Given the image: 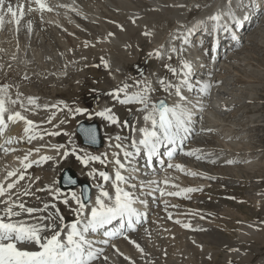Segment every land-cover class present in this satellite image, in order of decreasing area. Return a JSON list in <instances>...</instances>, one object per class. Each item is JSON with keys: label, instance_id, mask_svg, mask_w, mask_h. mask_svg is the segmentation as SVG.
<instances>
[{"label": "bare ground", "instance_id": "6f19581e", "mask_svg": "<svg viewBox=\"0 0 264 264\" xmlns=\"http://www.w3.org/2000/svg\"><path fill=\"white\" fill-rule=\"evenodd\" d=\"M220 1L222 0H215L213 5L209 9L205 7V10L199 14V18H204L207 15L206 14L207 12L210 13L211 15L220 13L222 17L224 13L226 14L227 8H230L229 6L224 7L223 3L225 1H228L230 3L232 2V4H234L235 2L238 3L240 0H223L222 5L220 4ZM220 5L221 7H218ZM178 6L179 9L183 11V7H182L183 3H181L180 5L179 2H174V0H0V36L4 34L6 36V33L8 32L11 26V23L7 22L8 20L5 17V14L7 12L5 11H19L21 20H20V25L18 27H22L21 29L23 30L24 29L25 30L27 29L28 31L31 30L34 33L33 40L34 39L36 40V42L34 40L35 43L45 44V42L49 41L48 42L49 44L46 46L45 49L41 48L38 51H36L37 54L41 55L47 49H51L50 46L51 39L49 37L51 33L57 34L61 36V38L62 37L65 38L66 39V40L64 39L65 41L68 40V42H65L66 47L64 49L58 50L54 46L55 49L54 48L52 49L53 53H47L46 51V54L42 56H37L36 53L35 55L33 54L34 56L28 55L25 49L15 53L13 51V54L5 53V55H3L2 57L0 56L2 58L1 59L2 61H0V69L2 70L1 71L2 73L0 74V84L1 83L3 84L5 79L9 78L11 72L15 71L17 73L19 83H23L21 81V78L23 76H31V78L38 81L36 83V86L39 87L40 83L42 82L39 79L43 75L42 74L43 72H46L48 75L51 73L53 74L57 73L59 75L69 73L72 68L73 70H75V67L78 66V65L76 66L73 65V63L75 64L77 60L76 58L78 57L80 58L83 57V59L88 57L87 60H85L86 62H84L85 65L86 64L93 65L92 64L93 61L100 60L101 57L107 59L110 68L106 69V71H108L109 72L108 74L112 76V78L108 81L110 82L111 89L122 86L123 83H128V82L130 83V81L132 80V74L127 71V65L136 61L138 54H140V46L144 41V37L142 36V34L136 33L137 28L140 26L141 21H142L141 23L142 25L155 27L156 25L154 23L156 21L153 19H157V17H159L158 19L160 18L163 19L164 21L167 22V24H169V21L172 20V25L173 24L179 25L181 24L180 18L183 17V13L178 12L179 16L177 15L176 17H174L176 15L175 9ZM148 8L151 11L148 10L146 12L145 10ZM246 15L249 16V19H247L248 21L247 26H245L246 28L248 27L249 24H253L256 18L260 17V16L257 17L256 16L257 14L255 15V12H251L250 14H246ZM147 16L149 21L147 20ZM260 18H262L261 20L264 21V17L262 15ZM133 20L135 21L134 23ZM144 21L147 22L143 23ZM258 22L259 21H257L256 24ZM193 24L194 21L192 20L188 29H192ZM254 24L252 27L248 29L249 31L246 30L245 28L243 29V32H241V34L237 33L238 35L242 36L245 35L246 33H250L251 31L253 32L250 33V35L245 39L242 40V37H240V40L234 42V46L236 47L235 49L241 47L246 43L249 44L252 40V37L259 32L258 29L260 28H257L259 26L258 25L259 23L257 24L255 29H253ZM120 25L123 26V30L121 29V27H119ZM143 29L144 28H142L141 31ZM110 33L114 35H109ZM8 34L9 33H7V35ZM28 34L31 35L30 33ZM165 34L167 35L166 37H164ZM172 34L173 31L171 26L168 29H166L163 35L162 34L158 35L160 39L157 40V38H155V40H152L151 43L152 52H155L156 50L161 52L160 63L164 64L163 58H168L169 56L168 53H166L167 57L163 56L162 52L165 51L163 50V46L165 45V41H167L166 38L172 36ZM19 35L20 33L18 34V36ZM22 39L26 41V34H22ZM85 42L88 43L87 47L85 46ZM262 42L264 44V40ZM73 43H75L76 45H78L79 43L78 45L79 49L77 48L76 50V48L73 47L74 46ZM24 45L26 46V44ZM58 47H60L59 44ZM183 47L187 49L188 52L189 48L187 47V45H184ZM70 48H73L72 52L70 51ZM88 49L92 51L91 54L89 53L90 51ZM126 50H131L134 54L131 57L126 58L125 55H123V53H125ZM33 51L35 50L32 49V52ZM6 52L8 53L7 50ZM202 53H204V58L200 57L201 60H199L195 58L193 55H189V59H187V57L185 58V56H188L186 55V53H184V56L180 57V54L177 52L175 54L178 57H180L178 60L179 62L177 60H174L173 58H171L168 62H166L167 64H170L172 67L176 68L179 71L182 67L181 61L187 60L188 62L191 63L193 68L199 67V69L196 71V74L198 73L201 75H194V76L201 77L202 79L200 84H195L198 89L197 95H193L192 90L190 91L186 87H182L181 89L183 96L187 98V101L185 103L186 106L188 107V110L193 113V119L198 120L197 123L192 122V127H195V130H192L191 132L192 136L188 137L184 141L187 145L186 150H182V153H180L177 156V159L173 160V162L171 163L172 165H176V164L182 165L184 167V171L182 172L179 169H175L174 167L169 168L168 171H166L167 172L166 176L163 177L164 180L169 181V185L166 186L163 183H160V185H163L161 189H163V191L165 192L178 191L180 188H184V187H202L204 192L208 190L207 193L212 192L214 190L216 192H219L222 189L226 188L227 186V190L225 189V191L226 192L228 191L230 195L231 194L235 195L234 190L230 189V186H232L233 182H235L236 180H226L225 183H219V180L223 175L227 176L230 174H234L238 178L244 177V179L242 180L246 182H250V181L253 182L254 179L250 180V177L252 179L253 176L252 173L254 171H257L256 169L263 170L264 159L255 162V160H252L253 158L251 157V155L248 156L247 158H242L239 155V153H237V151L239 149L238 144L244 143V141H246L250 131L252 132L254 130L253 127H255V129L258 128L259 130L260 126H264V114L252 115V118H250L249 120L254 125H250V127L243 130L244 133L240 134V131L237 130V127H235V129L232 128L233 130L228 128L229 123L233 124L234 120H236V118L232 119V116H235V112H231V114L228 115L226 114V112L228 113L227 110L235 109L238 106H240V108L242 106L246 107L251 103V101L242 100L243 102L241 101L238 103H236V101H233L234 104L236 105L234 107L231 106L228 108H226L227 105L226 103H224L223 107L211 108L210 106H208L210 107V109L206 110L205 112H208L210 116H205L203 115V112L200 110L202 106L204 107L206 105L208 96H204L199 89L204 82H207V78H208L207 76H209L210 82H213L218 80V77H216L218 73L227 72L229 70L231 73L230 75L231 77L239 76L238 78L232 79L233 81L230 82L231 83L230 87L238 86L239 83L241 85L243 79L247 81H251L252 83V81L254 80L256 81L259 79V77L263 76L262 75L263 69L262 70L261 68L255 69L253 66L250 65L251 62L249 60L250 54L248 52H246V54L242 52L244 53V61H245L244 66L239 65L238 61L243 59L237 58L235 53L231 54L230 57L222 60V55L220 50L218 58L214 62L209 60L208 52L205 49L202 50ZM198 54L200 55V53ZM154 57L158 58L157 56ZM176 62H178L177 65ZM78 63L80 64L79 60ZM67 65L69 67L64 69L65 66L67 67ZM62 69L64 70L61 71ZM171 73L172 72H170V74ZM155 74L157 76H155ZM166 74L167 72L163 70V73L160 74L152 73L146 75V77L144 76L145 78L143 77L144 79H147V81L151 84V87L155 89V91L150 92L151 100L153 102H156L160 98H165L169 106L175 105L176 103H184L183 101H180V98L178 96L175 95L174 89L170 90V92L163 91V96L156 94L158 89L161 88V85L159 84V80L160 78H166L165 77ZM173 76H172L173 80L168 78L166 79L170 82H175V83H178L179 80L182 79V75H173ZM216 84L219 85L218 81H216ZM23 85L24 83L20 84V86ZM245 85L247 86V88H250L252 86L251 84H245ZM256 86L255 85L253 86L254 89L256 88ZM11 88H12L11 84L8 87H4V86L0 87V111L4 112L5 117L10 116L15 112H20L23 116L27 117L28 120H33L36 124L40 125L41 131H43L44 129L49 131L61 130V127H63V125H60V121L64 119L63 117L64 114L60 111V109L57 110L58 116H55L54 119L51 121V123H47L50 111L45 110L42 106L51 105L50 103H46V102L44 103L38 100L37 103L38 105L41 106V108H37L36 105L32 107H26L29 106V104L31 103L29 101V97H37L36 91L38 90V88L33 89L34 93H31L28 90H26V93L29 94V96H27L26 99L17 97L13 93V91H11ZM23 89H26L25 85ZM226 92L229 91L226 90L225 92L222 91L221 93L223 94ZM241 92L248 93L249 95L247 96V98H255V94L253 91L252 92H250L249 90L245 91V89L239 88L237 93H241ZM18 99L19 101H17ZM220 99H223L224 101L226 100L225 96H220ZM260 102L261 101H259V99L256 101L254 100V103L259 104ZM21 103H23V105ZM52 104H56V102L54 101ZM105 107H109L107 102H104L96 106L93 111L95 112L98 110H102ZM141 107H142L141 105L135 103L127 104V105H121L117 103V109L119 110L115 109L114 111L120 117L121 120L123 119L128 120L130 127L128 129H121L118 126H113L114 128L117 127V130L115 132H113L114 130H112L111 127H108V130L110 132L109 135L114 137L117 133H119L122 136H129L131 138V136L133 135V133L131 132V125L134 124L137 128L145 126V122L143 121L144 113L142 111H138V109H140ZM120 108L125 109L126 111H129V109H131L129 111L130 114H126V116L123 117V115L120 113L121 111ZM42 121L44 123H41ZM70 122L71 124H73L74 119H72ZM235 123L241 125L240 121ZM71 124L68 126L69 129L73 127V125ZM25 126L26 125L24 121L18 120L15 123L8 122L7 128L5 129L4 133L7 134L12 141H14L13 143H11L10 146H5V149L0 148V183H4L5 186L8 182H12L16 179V177H9L8 176L9 172L19 173L23 171L24 157L31 151V149H35L40 147L41 145H45V147L42 148L39 153L35 151L32 152V155L29 157V159L32 160L38 159L41 155L56 156L57 155L56 151L48 146L53 144H60L62 142L59 141L60 140L59 137H52L45 135L43 136V139H40L38 137L36 140H33L31 143H28L26 139H22L27 135L26 133H24ZM54 126H58V127L54 128ZM242 126L245 127L246 124L242 123ZM231 130L233 132L229 133ZM134 135L137 140L141 138L139 132H136ZM232 135L233 137H231ZM112 143L114 144L115 141L113 140ZM124 143L130 144V140L125 141ZM260 144L259 143L252 144V142L246 143L245 145H247L246 146L247 151L245 152V156L249 155L250 152L256 153L261 151L262 146ZM84 146L88 147L89 151L92 152L93 154H102L107 152L109 154L108 155L109 160L112 159L111 153L113 151H117L114 147H109L107 137L103 139L102 145L99 147H93L87 145ZM187 151H193L195 155L187 156L185 155ZM200 155L205 156V159L198 160L196 156H200ZM134 157L135 158L134 159L132 158L131 160V164L132 162H135V160H137V162L138 161L141 162V156L137 155ZM121 159L123 160L122 155H121ZM212 160H214L215 163H212L211 162ZM229 160L235 161V163L232 164L225 163V161H229ZM69 161H71L74 164V167L76 166V171H80L79 174H81V172L85 173V177L78 178L76 172L73 171V173H75L74 175H76L79 181V184L78 186L71 188L77 191V193L79 194L81 189L80 184L86 182L89 185H92L93 186L92 198L94 200V197L97 194V189L95 188V184L98 182V180L87 177L86 173L90 171V168L88 169L86 167H83L82 169L81 165L74 158L73 159L69 158ZM61 164L62 163H60L57 166L56 164H54V162L48 161L42 166L34 165L32 168L27 169L26 179L23 181H19L17 185V191H20L23 190V188H25L29 183L32 184L31 191L34 193V195L21 197V200L26 202V206L42 207L43 203H56L57 207L60 208L62 212V208L66 206H64L62 203L54 201L51 195L47 191H44L43 193H41V191H37V189L44 188L45 185H52L54 181H58V183L55 184L56 187H61L60 179H59ZM92 167L102 170H107L109 171L110 175H113L114 177V170L112 164H109L106 169L103 165H100L99 163H94ZM188 172H195L197 173V175L195 176L188 175L187 174ZM122 174L130 177L127 184L123 185V187H125L126 190L134 193L135 197L138 198L137 206L140 208L139 211L140 212L143 211L145 213L146 208H149L152 210L153 214L151 215V218L147 223H145L141 228H139L136 232H134L132 235L129 236L130 240L121 238L116 241L110 242V245L106 248L104 253V255H106L109 259L107 262L101 260L99 261V264H135L134 263L135 260L137 258H140V254H142L141 252H143L141 251L142 248L141 245L146 240L145 237H147L149 231L151 232L152 226L150 227V221L154 220L153 222H155L159 220L160 221L164 220L166 219L168 212L173 213V219L179 218L181 220L185 219V221L190 220L193 225V228L204 229L203 231H192V230L190 231V232H197L198 235V237H192V239L194 238L193 240H191L193 244H196L200 240H204L211 244H216L218 247H224L228 245V247L232 248L233 252L224 255L225 256L224 259H226L227 261L234 258L237 261H240L241 264H264V255L260 256L255 261H253L254 256L252 254L254 253L251 252L250 254L246 252L243 248V247H247L245 245H248L249 241L251 240H255L257 244L258 243L260 244L258 250H261L264 247V235H261L263 234L264 230L261 229L262 231L259 232L260 229H257L259 227H256L252 223H247L246 222L248 221L247 215H245L244 213L241 214V216H243L244 223L247 225L246 226L241 225L240 228H238V230L235 231L236 235L233 237L232 240H229L225 235V233L232 231L231 228L234 227L233 226L234 223L229 224L228 220L225 219L223 214H226L228 212L231 215H235L236 214L235 210H237V212L239 211L235 205H232L231 203H228L225 200L222 201L220 200L216 204L217 209L215 211L212 210L208 211L207 209L200 208L198 206L199 202L202 201V197L198 195L200 191L192 193L191 199L170 197L165 195L159 197L157 200V198L155 197L156 195L155 192L157 191H154L155 188H153L155 184L150 183L154 180L152 178V176L154 175H150V176L146 175V177H144L143 180L148 177H151V179H148L147 182L143 184L142 181H137V179L135 178V173L131 172V169L127 165H126V169L122 170ZM201 174L215 176L217 177V179L209 180L204 176H201ZM28 176L32 177V181H29L27 179ZM37 176L40 177V179L35 183L36 181L35 178ZM60 176H61V172H60ZM156 177L160 178L161 175H156ZM133 184L136 185V188L131 187ZM173 184H176L178 187H173L172 186ZM261 185L262 184L259 182H253V185H251L252 191L246 197V198L250 197L251 201L257 202L258 206H262L263 204L262 196L264 195L261 196L260 195L261 192L258 189ZM105 186L114 195V190L112 189L111 184L108 183ZM225 191L221 193H225ZM157 194L160 195V192ZM36 197H40L41 199L38 200L36 199ZM173 199L175 201H178V203L173 201ZM183 199L188 201H186L184 205L181 206L179 200H183ZM139 200H145L146 204L139 203ZM156 200H157V204H155ZM172 205H177L178 207L175 208L171 207ZM166 206H168L167 209ZM2 208L3 205H0V209ZM49 211L54 212L55 209H49ZM188 212H196L197 214L185 215V213ZM207 212L210 214L216 212L215 214L216 217L205 216L206 217L205 219H200L199 215L200 214L204 215ZM62 213L69 219L72 217V214H67L66 212H62ZM41 214L46 215L47 213L45 212ZM24 216H26V214L22 215V217L14 218V219H22L24 218ZM46 234H50V233H46ZM92 237H98V236L93 234ZM111 245H115L118 251H115ZM137 245H139V247H137ZM125 257L130 259H125ZM125 260H127V262ZM123 261H125V263ZM138 263L140 264V262Z\"/></svg>", "mask_w": 264, "mask_h": 264}, {"label": "snow or ice", "instance_id": "6c2138e0", "mask_svg": "<svg viewBox=\"0 0 264 264\" xmlns=\"http://www.w3.org/2000/svg\"><path fill=\"white\" fill-rule=\"evenodd\" d=\"M228 15L233 18L231 26L225 23L221 25L220 13L212 15L208 19L215 22L214 27L216 30L222 27L223 31L231 32L232 40L236 41L238 37L236 32L233 31V28L242 26V22L240 19L234 17L231 10ZM119 27L123 30L122 25ZM193 31L194 29H188L187 33L178 34L176 38L182 40L181 49L178 50L173 46L170 49V53L183 51V46L189 44V36ZM109 35L114 34L110 33ZM143 35L148 36L149 33L145 32ZM85 46H88L87 42H85ZM211 50H216L215 43L212 45ZM148 55L160 56L161 52H149ZM168 58L171 59V54H169ZM181 64L182 67L179 71L170 64L164 65L173 75H182V79L178 83H172L166 78H160L159 84L165 92H170V90L174 89L175 95L184 103H176L175 105L169 106L164 99L153 102L149 93L155 91V89L151 87L147 79L135 81V85L138 88L137 91L130 92L129 89L131 86L128 83H123L122 86L111 89L107 93V95L112 97L114 103L121 105L135 103L141 105L142 107L138 111L144 113L143 121L145 122V126L139 128L134 124L131 125V132L133 133L131 138L129 136H122L119 133L114 137H107L109 147H114L117 150L111 153V160L108 159L109 154L107 152L93 154L89 151L88 147L77 144L75 139L76 134L74 132H69L64 129L53 131L44 129L41 131L40 125L36 124L33 120H28L20 112H15L5 117L4 112L0 111V134L5 132L8 122L15 123L18 120H22L26 125L24 133L27 134L22 139H26L28 143L36 140L38 137L43 139L45 135L52 137L63 135L67 137L65 143L48 146L56 151V156L41 155L38 159L32 160L29 159L32 152L39 153L45 145L31 149L24 157L23 171L19 173H8L9 177H16V179L8 182L6 186L4 183H0V198H3L0 199V205H3V208L0 209V264H99L101 260L108 261L109 258L104 253L113 239L123 236L125 239L130 240L127 232L136 230L137 225L142 222V218L146 214L141 213L133 206L138 198L135 197L134 193L123 187V185L127 184L130 177L122 174V170H125L127 165L131 169V172L137 171L135 166L131 164V160L134 156L141 154L142 150L143 155L146 157V163L149 166L153 164L154 160L164 165L165 160L163 157L171 161L177 154L178 149L183 147L184 141L192 132L193 113L188 110L185 103L187 98L183 96L181 89L182 87H186L191 91L196 85L192 83L193 67L191 63L187 60H182ZM94 66L105 69L110 68L108 60L104 57H101L100 63ZM199 83L197 82V84ZM211 87V82H204L199 90L204 96H207L210 94ZM29 101L35 104L37 108H41L37 103V97H29ZM42 107L52 113L48 117L47 123H51L54 119L56 115L55 110L60 109L64 114V119L60 121V125L70 123L78 115H87L89 119H93L94 117L101 118L106 122V127L118 126L121 129H128L130 127L128 120L121 121L120 117L114 111V107H105L94 113L89 112L87 108L69 106L66 102H62V106L51 104L43 105ZM41 123L44 122L42 121ZM78 127L80 133L85 131L82 125ZM136 132L140 134L141 138L139 140L135 138L134 134ZM83 137L89 146L99 145L104 139L96 125L87 127L86 134ZM113 140L115 141L114 144L112 143ZM129 140L130 144L124 143ZM13 142L12 140H7L5 144ZM0 148L5 149V146L0 145ZM121 155L123 156V160L121 159ZM185 155L193 156L195 153L193 151H187ZM69 158H74L81 166L90 168V171L86 173L87 177L98 180L95 184L97 194L94 200L90 195L92 185H81L78 194L71 187L67 189L64 187H56L55 184L58 181H54L52 185H45L44 188L37 189V191H47L54 201L66 206L72 213L70 219L60 211L56 203H43L42 207L26 206V202L21 200V197L34 195L31 191L32 184L29 183L20 191H17V185L19 181L26 179L27 169L32 168L34 165L42 166L48 161H52L58 166L61 162H66ZM196 158L203 160L205 156L200 155L196 156ZM211 162L215 163L214 160ZM94 163L103 165L105 169L109 164H112L114 177L107 170L92 167ZM225 163L232 164L235 161L229 160L225 161ZM167 167H174L182 172L184 171V167L179 164L172 165L168 163ZM187 174L197 175L195 172H188ZM201 176L209 180L217 179L215 176L206 174H201ZM27 179L32 181L31 176H28ZM35 179L38 181L40 177L37 176ZM77 183L78 181L71 174L63 175L64 185L73 186ZM108 183L111 184L114 195L105 186ZM150 183L156 185L154 191H159L161 196L167 195L170 197L191 199L192 193L203 191L202 187H184L178 191L165 192L159 188V185L160 183L166 186L169 185L168 180L162 182L152 181ZM172 186L178 187L176 184ZM131 187L136 188V185L133 184ZM232 198L234 199V197ZM36 199L39 200L41 198L36 197ZM139 203L146 204V201L139 200ZM171 207L175 208L178 206L172 205ZM49 209H55V211H49ZM45 212L47 213L46 215L41 214ZM24 214H26L24 218L14 219L22 217ZM196 214V212L185 213V215ZM199 216L200 219L206 218L203 214ZM168 218L186 230H204L201 228H193L190 220L185 222L179 218L173 219L172 212H168ZM92 234L101 236L102 238H90ZM111 246L115 251H118L115 245ZM125 259L130 258L125 257Z\"/></svg>", "mask_w": 264, "mask_h": 264}, {"label": "rangeland", "instance_id": "374dc122", "mask_svg": "<svg viewBox=\"0 0 264 264\" xmlns=\"http://www.w3.org/2000/svg\"><path fill=\"white\" fill-rule=\"evenodd\" d=\"M174 2H179L180 5H181V3H183V6H182L183 11L180 10L179 6H178L176 8L178 11L175 9L176 15L174 16V17H176L177 15L179 16V13H181V12L183 13V17L180 18L181 24H179V25L173 24L172 25V20H170L169 24H167L166 21H164L161 18L158 19L159 17H157V19H153L156 21L154 23L156 26L150 27V26L142 25L141 24L142 21L140 20L141 21V23H140L141 27L139 26L137 28L136 33L142 34V36L144 37V41H143L144 44L142 43V45L140 46V54H138L136 61L127 65V71L132 74V80L130 81V83L128 82V84L131 86L129 89L130 92H134V91L138 90L137 86L135 85V81L142 80L143 77L139 78V76H138L140 74L142 75V73H138V72L143 71L144 68L148 69L146 74H145V77H146V75H149L152 73H158V74L163 73V70H164L167 72L165 77L173 80V77H174L173 74L171 73L172 74L171 75L170 71L164 67V65L167 64L166 62H168L170 59L169 58H163V61H164V64H163V63H160L161 62L160 61L161 55L157 56L158 58L148 55L149 52H152V47H151L152 40H155V38H157V40L160 39V37L158 35H160V34L163 35V33L166 31V29H168L169 27L172 26L173 34H172V36H169L168 38H166L167 41H165V45L163 46V50H165V51L162 52V55L167 57L166 53H168V55L171 54L170 49L173 46H175L178 50L181 49L180 45H182V41H181V39L176 38L177 35L180 33H185L184 31L186 29V26L195 17L199 16V14L205 10V7H207V9L211 8V6L215 2V0H174ZM148 10L151 11L149 8L146 9L145 11L147 12ZM184 15H185V17H184ZM147 20L149 21L148 16H147ZM257 21H258V19H255L254 23H256ZM145 22H147V21H144L143 23H145ZM250 27H252V25ZM142 28H144V29L141 31ZM246 30H248V29L246 28ZM146 31L149 33L148 36L143 35V33H145ZM258 31L260 33L259 32L256 33L252 37V40L249 44L246 43L247 45L246 44L242 45L241 47H239L235 50L237 52L233 51L232 54L235 53L237 58L243 59V60H239L238 62H239L240 66H244V62H245L244 61V53L246 54V52H248L250 54V56H249V60L251 61V62L249 61L250 65L253 66L255 69H257V68H261V70L263 69L262 75L264 76V44L262 42L264 40V25H262L261 28L258 29ZM7 33H9L8 35L10 37L7 35ZM7 33H6V36H5V34L0 36L1 37L0 38V56L1 57L3 55H5V53L6 54H13V51L15 53V52H18V51L24 50V49L28 55H33V54L35 55V53H36L37 56H42V55L46 54V51H47V53H53L52 49L54 48V46L58 50L64 49L66 47L65 42H68V40L65 41L66 40L65 38H63V37L61 38V36L51 33V35L49 36L51 39V43H50L51 49H47L45 52H43L41 55H39V54H37L36 51H38L41 48L45 49L46 46L49 44L48 43L49 41L45 42V44L43 43L44 45L35 43L36 40L34 39L35 42L33 40L34 33L31 30L28 31L27 29L26 30L25 29L24 30L23 29H20V30H12L11 29L10 30L9 29ZM19 33H20V35H19L20 37L18 36ZM28 33H30L32 36L29 35ZM22 34H26V41L24 39H22ZM246 34H250V33H246ZM246 34L241 36L242 40L246 38ZM58 36H59V38H58ZM166 36L167 35L165 34L164 37H166ZM55 40H56V42H55ZM24 44H26V46ZM29 44L31 46L32 45L33 46L31 47ZM58 44L60 47H58ZM73 44H74L73 47L76 48V50H77V48L79 49V46H78L79 43H78V45H76L75 43H73ZM36 45L38 48L36 47ZM38 45H40L41 47ZM9 48H11V49H9ZM32 49L35 51L32 52ZM85 49H87V48H85ZM6 50L8 51V53L6 52ZM27 50H29V51H27ZM70 51L72 52L73 48H70ZM89 51L88 52L91 54L92 51L91 50H89ZM242 52H244V53H242ZM81 53H82V50H81ZM178 53L180 54V57L184 56V53H186V55H188V56H185V58L189 57V51L187 52V49H185L184 47H183V51H178ZM133 54L134 53L131 50H126V52L123 53V55H125L126 58L131 57ZM240 54H241V56H240ZM251 55H252V57H251ZM76 56H78V55H76ZM205 56H206V54H205ZM1 57H0V61H2ZM180 57H178L175 53L171 54V58H173L174 60L178 61ZM81 58L80 57L76 58L77 60H76L75 64L73 63V65L74 66L78 65V66L75 67V70H73V68H72L69 73H65L62 75H59L57 73H54V74L51 73L48 75L46 72H43L42 74L44 76L41 74L43 77L41 76L39 79L40 81H42L40 83L39 87L36 86V83L38 81L31 78V76H23L21 78V81L24 83V85L26 87V89H23L24 85L20 86V84H23V83H19L17 73L15 71L11 72L9 78H6L5 81L3 82V84L2 83L0 84V87H3V86L8 87L11 84V86H12L11 91H13V93L17 97L24 98V99H26V97L29 96V94L26 93V90H28L31 93H34L33 89L38 88V90L36 91V96H37L38 100H40L44 103L46 102V103L52 104L55 101L57 105L62 106V102H66L69 106H72V107H83V108L90 109L89 112H92V113H94L93 110L96 106H98L104 102H107L109 107H114V110L115 109L119 110V109H117V103H114L112 97L107 95V93L111 90V88H110L111 85H110V82H108V81L112 78V76L110 74H108L109 72L106 71L105 68H103V67L100 68V67L94 66V65L99 64L100 60H95L96 62L92 60L93 65H88V64L85 65L84 62H86L85 60H87L88 57H86L85 59H83V57H81ZM206 58H207V56H206ZM78 60H79L80 64L78 63ZM178 62H176V65ZM257 66H259V67H257ZM68 67L69 66L67 65V67L65 66L64 69H66ZM64 69H62L61 71H63ZM248 70H249V68H248ZM1 71L2 70L0 69V74L2 73ZM230 75H231L230 70L227 72H220L217 74L216 77H218V80H216V81L219 82V85L216 87V89H219V95L222 91L223 92H225L226 90L229 91V92L223 93V95H222V96H225V99H226L225 101H227V102H225L226 104L227 103L232 104L233 101H236V103H238V102H241L242 100L243 101H251V103L248 106H246L247 108L244 106H242L240 108V106H238L235 109L227 110L228 111V113L226 112L227 115L231 114V112H235V116H232V119L236 118V120H234L233 124L229 123L228 128H230V129H232V128L235 129V127L239 128L240 126H242V123H245L246 126L248 125V127H250V125H254L249 120L250 118H252V115L264 114V77L261 76V77H259L258 80L252 81V83H251V81H247V80L243 79V81L241 82V85L239 83L238 86L230 87L231 86L230 82L233 81L232 79L239 77V76L231 77ZM155 76H157V75L155 74ZM144 78H143V80H144ZM105 81L107 82V84ZM172 83H175V82H172ZM242 84L244 85V87ZM245 84H251V85L253 84V85L250 88H247V86ZM254 85L255 86L258 85V86H256V88L254 89V87H253ZM239 88H243V89H245V91L246 90H249L250 92L253 91L255 94V98H247V96L249 94L246 92L237 93ZM255 92H257V93H255ZM233 93H234V95H233ZM156 94L163 96L162 88H159L158 91L156 92ZM149 95H150V93H149ZM258 95H259V97H258ZM250 97H251V95H250ZM244 99H246V100H244ZM258 99L261 102L259 104L254 103V100L256 101ZM17 101H19V99ZM229 101H232V102H229ZM21 104L23 105V103H21ZM34 105L35 104L30 103L29 106H26V107H32ZM234 105H236V104H234ZM228 107H231V106H229L227 104L226 108H228ZM120 109H121L120 113L123 115V117H125L126 114H130L129 111H126L125 109H122V108H120ZM57 110H59V109L55 110V112L57 113L55 116H58ZM224 111H226V110H224ZM49 113H50L49 114V116H50L52 113H51V111ZM123 120H121V121H123ZM83 121H85V122H97L99 127H100V134H102L104 139L106 137L111 136V135H109L110 132L108 130V127H106L105 121H103L101 118H98V117H94L93 119H89L87 115H78L74 119L73 124H71V122H70L67 125H63V127H61V129H64V130L69 131V132H74L76 134L75 139H76L77 144L84 146L85 144L82 143V140H81L78 132L76 131L77 125ZM239 121H240L241 125L235 123V122H239ZM70 124L73 125V127L69 129L68 126ZM111 128H112V130H114L113 132H115L117 130V127L114 128L112 126ZM253 129L254 130L252 132L250 131V133H249L250 137L247 136V139H246V141H244V143L245 144L249 143V142H252V144H257V143L260 144L261 143L260 145L262 146V150L259 152H256V153L250 152L249 155L245 156V152L247 151V149H246L247 145H245L244 143H240V144H238V148H239L238 151L239 152L237 151V153H239V155L242 158H247L248 156L251 155V157L253 158L252 160H255V162H258V160L264 159V146H263L264 145V126H260L259 130H258V128L255 129V127H253ZM232 130L229 133L233 132ZM237 130L240 131V134L244 133L243 130H241L240 128ZM111 133H112V131H111ZM242 135H245V134H242ZM231 137H233V135ZM59 139H60L59 141H62L61 143H65L67 140V137L61 135V136H59ZM241 144H242V146H241ZM61 163H62L60 166L61 178H62L63 171L65 169L67 170V168L71 169L72 171L74 170L76 172V175H78V178L85 177V173L81 172V174H79L80 171H76V166L74 167V164L71 161H69V159L66 162H61ZM81 168L83 169V166H81ZM256 170L257 171H254L252 173L253 176H252V179L250 177V180L254 179L253 182H259L262 184L258 188L259 191L261 192L260 195L262 196V195H264V168H263V170H258V169H256ZM60 172H59V179H60ZM83 172H85V171H83ZM242 179H244V177L238 178L234 174H230L227 176L223 175L219 180V183H225L226 180H236L235 182H233L232 186H230V189L234 190L235 195H232V194L230 195V193L228 191L227 192L225 191V189L227 190V186H226V188L222 189L219 192H216L214 190L212 192L207 193V191H208L207 190L205 192L200 191L198 193V195L202 197V201H200L199 205H198L200 208L207 209L208 211H210V210L215 211L217 209L216 204L220 200L221 201L225 200L228 203H231L232 205H235L238 208L239 211L237 212V210H235V213H236L235 215H231L228 212L226 214H223L225 219L228 220L229 224L234 223L233 224L234 227L231 228L232 231L225 233V235L227 236V238L229 240L233 239V237L236 235L235 231H237L241 225H244V226L247 225L244 223L243 216H241L242 213L247 215V220H248V221H246L247 223H252L256 227H259V228H257V229H260L259 232L264 230V200H263L264 196H262L263 202L261 201L263 203L262 204L263 207L258 206L257 202L251 201L250 197L246 198L248 196V194H250L252 191L251 185H253V182L252 181L246 182ZM36 182H37V180L35 181V183ZM80 187H81V185H80ZM224 191H225V193H221ZM43 192H41V193H43ZM232 197H234V199ZM186 201H188V200H185V199L179 200V203L181 206H183ZM60 211H61V209H60ZM62 212H66L67 214H72L68 210V208H66V207L62 208ZM216 212L213 214L212 213L210 214L207 212L204 214V216L216 217L215 216ZM167 219H168V215H167L166 219H164V220H161V221L159 220V221H155V222H153L154 220L150 221V227L151 226L153 227V228L151 227V232L153 234L149 231L150 234L148 233L147 237H145L146 240L141 245L142 246L141 249L144 253L141 252L142 254H140V258L136 259L137 261L135 260V262H134L135 264H139L138 262H140V264H225V263L226 264H237V263L241 264L240 261H237L234 258H232L228 261L226 259H224L225 254L233 252L232 248L228 247V245H226L224 247H218L216 244H211V243L204 241V240H200L196 244H193L191 240L194 239V238L192 239V237H198L197 232H190L191 230H186L181 225L172 222L173 220L169 221V219L168 220ZM183 221H185V219H183ZM178 227H180V228H178ZM153 230H154V232H153ZM174 232L175 233L177 232V233L175 234ZM173 234H175V235H173ZM261 235H264V231H263V234H261ZM259 245L260 244L259 243L257 244L255 242V240H251V241H249L248 245H245L249 248L243 247L246 252H248L250 254L252 252L255 254V255L252 254L255 257V258L253 257V261H255L260 256L264 255V247L261 250H258ZM148 250H150V251H148ZM165 253H166V255H165ZM208 256H210V257H208ZM125 261L127 262V260H125ZM125 261H123V262L125 263Z\"/></svg>", "mask_w": 264, "mask_h": 264}, {"label": "water", "instance_id": "95a60500", "mask_svg": "<svg viewBox=\"0 0 264 264\" xmlns=\"http://www.w3.org/2000/svg\"><path fill=\"white\" fill-rule=\"evenodd\" d=\"M80 125H82V128L85 130V131H83V132H79V127H78V132H79V134L82 136V138H83V142L85 143V144H87L86 143V141L84 140V137H83V135H85L86 134V130H87V127H89V126H91V125H96L97 127H98V125L96 124V123H92V124H89V123H85V122H83V123H81ZM98 131H99V128H98ZM100 133V132H99ZM101 144H99V145H94V146H100ZM68 174H70V171H66L65 172V175H68ZM86 184V183H85Z\"/></svg>", "mask_w": 264, "mask_h": 264}]
</instances>
